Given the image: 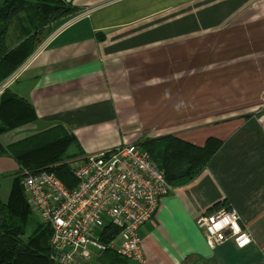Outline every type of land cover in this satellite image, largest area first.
Instances as JSON below:
<instances>
[{
    "label": "crops",
    "instance_id": "1",
    "mask_svg": "<svg viewBox=\"0 0 264 264\" xmlns=\"http://www.w3.org/2000/svg\"><path fill=\"white\" fill-rule=\"evenodd\" d=\"M61 1L77 13L58 22L4 86L37 119L0 134V144L55 124L87 154L165 134L198 146L217 138L223 145L207 167L162 197L140 228L143 261L122 264H264V0ZM18 171L0 155L2 200ZM222 202L251 234L242 249L210 245L196 225ZM84 264L112 263L92 252Z\"/></svg>",
    "mask_w": 264,
    "mask_h": 264
},
{
    "label": "trees",
    "instance_id": "2",
    "mask_svg": "<svg viewBox=\"0 0 264 264\" xmlns=\"http://www.w3.org/2000/svg\"><path fill=\"white\" fill-rule=\"evenodd\" d=\"M78 8L61 0L0 1V83L7 79L35 50L50 24L62 17L75 15ZM20 13L17 44L7 47L11 19ZM46 37V36H45ZM246 117H250L246 115ZM37 119L33 106L25 99L4 89L0 96V134ZM165 178L174 187L194 180L219 151L223 142L209 137L203 146L172 134L147 138L140 142ZM6 154L20 170H46L65 185L74 184L66 160L82 154L73 133L63 124H55L6 146L0 144V155ZM21 179L14 175L9 196L0 199V264H54L50 257V227L30 219ZM29 218H28V217ZM31 233L26 236V230ZM117 232L109 229L111 237ZM109 263L122 264V257L107 252Z\"/></svg>",
    "mask_w": 264,
    "mask_h": 264
},
{
    "label": "built area",
    "instance_id": "3",
    "mask_svg": "<svg viewBox=\"0 0 264 264\" xmlns=\"http://www.w3.org/2000/svg\"><path fill=\"white\" fill-rule=\"evenodd\" d=\"M65 163L76 180L71 188L46 170L25 169L21 178L29 203L51 226L54 259L80 263L91 257L92 248L101 251L115 247L127 259L143 261L138 232L168 188L162 171L139 145L117 147ZM200 222L213 245L232 240L242 248L251 241L234 210L202 216ZM110 226L120 230L121 242L116 246L113 239L106 244L100 241ZM61 257L67 261H61Z\"/></svg>",
    "mask_w": 264,
    "mask_h": 264
},
{
    "label": "rangeland",
    "instance_id": "4",
    "mask_svg": "<svg viewBox=\"0 0 264 264\" xmlns=\"http://www.w3.org/2000/svg\"><path fill=\"white\" fill-rule=\"evenodd\" d=\"M1 1V0H0ZM68 2V1H67ZM77 13V12H76ZM73 18V16H69V17H62V18H59V19H57V20H55V21H53L51 24H50V26L48 27L49 28V33H47V35H45L44 37H43V39L44 38H49V37H51L54 33H55V31L57 30H55V31H53V29H54V26L58 23V22H61V21H63V20H66V19H68V18ZM75 17V16H74ZM18 18H20V13L19 14H17V15H15L12 19H11V22H10V24H9V29H11V27H14V29H15V33L13 34V36L15 37V39H18V37H17V34L19 33V31H20V27H19V19ZM68 21V20H67ZM65 24L67 25V22L66 23H64L63 24V26H65ZM9 29H8V32H7V36H6V40H8V34H9ZM16 35V36H15ZM42 39V40H43ZM46 40H48V39H46ZM17 41V40H16ZM42 42V41H41ZM40 42V43H41ZM39 43V44H40ZM15 72V71H14ZM15 75L16 74H11L9 77H8V80L7 81H4V83H7V82H9V80H10V78L11 77H15ZM11 81V80H10ZM3 83V84H4ZM11 83V82H10ZM1 84V83H0ZM1 85L0 86V88H4V86H6V85ZM251 84H253V83H246V84H244L243 83V85L245 86V89L247 88V87H249ZM8 85V84H7ZM7 87V86H6ZM6 87L4 88V89H6ZM4 91V90H3ZM203 99H198V101H202ZM213 100V99H212ZM216 100H218V99H216ZM229 101H230V99H228ZM262 100H264V99H259V101L261 102V107H264V102L262 101ZM250 102L251 104H252V102H253V99H245V102ZM230 103V102H229ZM251 105H249L247 108L249 109V107H250ZM224 116V115H223ZM226 116H230V114H228V115H226ZM219 117H222V116H220V115H213V118H219ZM147 138H151V137H144V139H147ZM143 139V140H144ZM143 140H141V141H143ZM141 141H138V142H133V143H129V144H126V145H139L140 146V148L142 149V150H144L143 148H142V146L140 145V142ZM191 143V142H190ZM126 145H119V146H117L118 148H120V147H122V146H126ZM117 147H114V148H108V149H103V150H100V151H97V153H100V152H104V151H108V150H113V149H116ZM145 151V150H144ZM96 153V154H97ZM147 153V152H146ZM95 154V153H94ZM148 154V153H147ZM85 155H91V154H87V153H82V154H79V155H77V156H74V157H70L69 159H78V158H81L82 156H85ZM149 155V154H148ZM150 157V156H149ZM151 159V158H150ZM75 161V160H74ZM151 161L156 165V163L151 159ZM18 165V164H17ZM157 166V165H156ZM158 167V166H157ZM207 167V166H206ZM159 168V167H158ZM160 169V168H159ZM18 174L16 175V176H19L20 177V179L22 178V175L25 173L24 172V170L22 171V169L20 170V166L18 165ZM159 171H162V174H163V178H164V180H165V183L167 184V186H168V188L166 189V191H165V193H163L162 194V196L159 198V200H158V204H157V207H155V209H154V211H153V213H152V215L148 218V219H146L141 225H140V228L142 227V225H144L146 222H148V221H150L154 216H155V214H156V212H157V210H158V207H159V202H160V199L162 198V197H164V196H166V195H168L172 190H173V188H174V186L173 185H171L168 181H167V179L165 178V174H164V172H163V170H159ZM72 175V174H71ZM14 177V176H13ZM13 177H11V179L13 178ZM73 177V176H72ZM58 178V177H57ZM74 178V177H73ZM9 179V178H8ZM59 179V178H58ZM60 180V179H59ZM12 181V180H11ZM61 181V180H60ZM62 182V181H61ZM63 183V182H62ZM64 184V183H63ZM65 185V184H64ZM76 185V180H75V178H74V184H72L71 186H67V185H65V186H67L68 188H71V187H73V186H75ZM11 188V184H10V187H9V189ZM22 189H23V187H22ZM10 191V190H9ZM23 194H24V197H25V200H26V204H28V207H29V209H28V211L30 210V212H29V217H30V219H32L33 218V220L34 221H38L39 223H44V224H47L49 227H50V232L52 233V230H51V226H50V224H48V223H45L44 221H42V219L40 218V216L38 215V213L36 212V210L34 209V207L32 206V204H30L29 203V200H28V197H27V195H26V193L24 192V189H23ZM151 194H153V193H151ZM8 196H9V193H8V195H7V198H8ZM2 196H0V199L2 200L3 198H1ZM3 201V200H2ZM217 205H219V204H217ZM222 205V206H221ZM221 205H220V208L215 212L214 211V213H208V214H203V215H201V216H198L197 218H196V225H197V227H199L200 229H201V232H202V235H203V237L205 238V240L210 244V245H212V246H217V245H213V244H211L210 242H211V240H210V238L209 237H207V235H206V233H205V229H204V227H203V225L201 224V222H200V217H202V216H209V215H214V214H216V213H218L219 211H228V210H234L235 211V213L237 214V212H236V210L235 209H233V208H231V207H229V206H226V204H225V202H222L221 203ZM238 215V214H237ZM28 217V216H27ZM28 217V218H29ZM238 220H239V223H240V225H241V228L245 231V232H247L249 235H250V238H251V241L247 244V245H249L251 242H252V237H251V234L249 233V231L247 230V228L244 226V223H243V221L241 220V217L238 215ZM114 229V230H116V234L115 235H113V236H111V237H109L107 234H106V232H108L109 231V229ZM107 230H105L104 231V237L103 238H100V241L103 243V244H106L107 243V241H110L111 239H113L114 240V245L116 246V245H118L120 242H121V238H120V236H119V232H120V230L118 229V228H114V227H108V228H106ZM31 233V227H29L27 230H26V236L27 235H29ZM138 236H139V241H140V245H142V239H141V234H140V229H139V232H138ZM50 237H51V234H50ZM227 241H231L233 244H234V242L232 241V240H227ZM226 242V241H225ZM222 243H224V242H222ZM222 243H220V244H222ZM220 244H218V245H220ZM235 245V244H234ZM246 245V246H247ZM235 247H236V245H235ZM245 247V246H244ZM244 247H242V248H244ZM49 248H50V257H51V259H52V261H53V263L54 264H77V263H74V262H71V263H64V262H60L59 260L58 261H56L55 259H54V257H53V252H52V248H51V246H50V238H49ZM238 248V247H237ZM242 248H238V249H242ZM114 252L115 254H117L118 256H120V257H122V258H124V259H127L125 256H123V255H121L120 253H117L116 252V250H115V247H113V248H105V249H101V251L100 250H97V249H94V248H92L91 249V254H92V252H95V253H98V254H107V252ZM91 258V257H90ZM90 258L87 260V259H85V260H82L81 262H83V264L84 263H86V262H88L89 260H90ZM69 260H70V258H69ZM128 260H130V259H128ZM61 261H67L64 257H61ZM133 261H136V260H133ZM142 262V261H141Z\"/></svg>",
    "mask_w": 264,
    "mask_h": 264
}]
</instances>
